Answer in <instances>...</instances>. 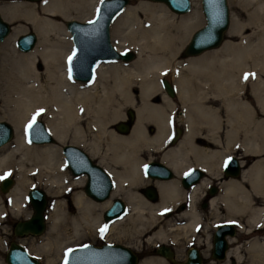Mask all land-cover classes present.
I'll return each instance as SVG.
<instances>
[{"label":"bare ground","instance_id":"1","mask_svg":"<svg viewBox=\"0 0 264 264\" xmlns=\"http://www.w3.org/2000/svg\"><path fill=\"white\" fill-rule=\"evenodd\" d=\"M14 1L7 3L2 9L4 18L7 21L19 18L28 20L36 32L33 31L37 40L31 49H20L23 52L17 50L16 37L18 34H25L26 28L14 25L7 34L9 36L1 41L5 40L3 44L6 57L10 65L17 67L18 74L14 76L10 69L7 84V99L14 100L15 103L14 115L11 116L13 120L17 118L13 123L15 136L12 142L0 145V173L15 174L16 183L6 190L10 189L6 200L0 194V227L5 213L16 217H24L29 213L26 186H43L53 196L54 203L49 208L48 229L44 232V239L42 243L35 245L34 250L48 255L44 264H51V254L63 250V245L70 239V230L73 234H81L103 226L104 222L100 217L102 213H97L96 210L109 207L113 201L111 197H120L118 194L121 193L122 186L128 183L126 187L129 190L124 194L128 211L108 222L107 229L121 227L126 220H131L132 224L128 225L131 227L134 225L135 215L136 220L143 215L147 217V233L151 232L152 237H157L160 242L177 240V243L183 236H190L204 220L195 207V194H190L189 207L179 211L181 221L162 224V219L158 218L161 211H165L184 195V191L179 188V176L168 180L155 179L152 182L160 197L157 206L146 201L137 191L131 190L138 187L137 179L142 178L141 149L157 150L167 142L172 131L170 124L175 121L171 120L170 113L178 106L183 108L185 133L181 140L161 154V163H167L179 175L188 164V155L191 153L192 156L194 153L198 160L203 156V160L214 167L215 162L211 165L208 158L217 157L220 151L202 150L203 148L194 144L193 139L197 130H202L201 123H208L210 141L216 146L221 143L218 113L222 112L223 116L226 114L230 129L223 132V135L230 138L228 146L229 141L234 139L233 133L236 135L238 130H242L245 138L241 144L242 150L247 155H258L259 161L252 163L249 168L247 163L244 164L242 168L247 169L242 171L239 178L231 177L223 181L220 192L210 201V210H216L223 204L224 209H227L228 220L234 219L231 217L233 212H243L251 227H258V224L264 226V203H260L264 201V123L254 116L256 105L264 114V0H232L235 11L230 14L226 33L233 40H224L215 50H208L210 53L203 52L198 56L183 54V45L190 38L191 30L200 22V0H191L190 10L174 11L175 13L163 1L136 0L134 5L125 6L117 14L116 29L113 32L117 48L112 43L110 34V42L118 51L127 48L136 51L135 60H100L96 64L94 79L88 82H81L69 74L67 57L73 43L64 23L52 16H60L64 21L73 16L83 17L80 21L88 20L94 15L98 0H39L38 4L28 0ZM38 11L51 17H41ZM99 28L96 25L87 32H95L97 35V32L101 33ZM95 46H99L97 53L106 57L111 55L108 44L101 47L99 42H95L93 47ZM78 51L80 49L76 48L75 52ZM38 63L42 64L43 71H40ZM76 69L81 70L80 66L74 65V70ZM167 73H173L172 81L177 94L172 96L161 80ZM248 81L256 101L254 106L242 96L244 84ZM100 85L101 90L98 89ZM15 93H20L23 99L15 96ZM170 96L176 97L178 106ZM109 101L113 104L116 102L118 108H112L107 116L108 111L104 109ZM121 103L135 107L137 114L127 132H120L115 124L118 134L108 128L118 121L116 119L124 117L122 109H119ZM215 105H219L220 112ZM40 109L44 111L36 118L44 116L47 124L45 127L52 134L53 142H33L26 135L27 123ZM89 112L93 113L92 122L99 129L97 135L105 133L108 150L107 155H102V160L107 162L106 170L115 181L110 195L99 202L92 201L83 190H79L82 181H75L69 176L65 158L58 157L59 149L53 144L55 141L65 142L71 138V130L74 132L72 141L82 143L85 138L81 118L84 113ZM149 124L154 127H149ZM198 124L200 125L196 130ZM100 139L96 138L90 143L91 152L100 151L101 145L97 141ZM232 164L230 160L226 167H232ZM156 167L151 166L154 169ZM93 180L96 183V179ZM97 180L101 181V178L97 176ZM68 194L71 199L69 206L65 207L63 199ZM70 208L74 209L73 213ZM234 236H227L228 243L233 242ZM248 250L255 264L263 262L264 245L259 240L251 241ZM230 256L240 260L239 249L228 247L227 257ZM141 264L167 262L163 258L153 257L144 259Z\"/></svg>","mask_w":264,"mask_h":264},{"label":"water","instance_id":"2","mask_svg":"<svg viewBox=\"0 0 264 264\" xmlns=\"http://www.w3.org/2000/svg\"><path fill=\"white\" fill-rule=\"evenodd\" d=\"M165 2L175 12H186L191 8V0H160ZM129 3V0H100L99 6L96 10L95 17L87 21H80L76 19H69L65 21L66 28L70 32L71 39L74 44V50L80 49L72 59L71 76L81 81H88L92 79L94 74V67L99 60L103 59H122L130 60L134 57V52L130 50L118 51L110 42V23L114 15L119 12L124 6ZM201 10L205 22L192 32L188 42L185 45L183 54L196 55L211 48L218 47L223 39L224 33L229 26L230 17L227 0H201ZM95 21V23H89ZM96 25H99L101 33L94 32L88 34L87 30H92ZM10 24L6 21L0 13V42L10 31ZM93 35V36H92ZM96 36L98 38H96ZM91 38V39H90ZM36 41V35L33 31H28L17 37L16 43L19 49L29 50L33 47ZM95 42L99 45L107 46L111 50V55L106 57L102 53H97L99 46H94ZM92 45V46H90ZM72 51V53H73ZM84 54V55H83ZM72 55V54H71ZM83 55V56H82ZM80 66L81 70H74V65ZM162 83L169 95L174 94V88L166 79H162ZM128 116L132 117L131 110L127 112ZM32 121V120H31ZM30 121V122H31ZM29 125V124H28ZM116 128L120 132H127L129 124L123 121L116 123ZM27 137L33 142H53L52 134L45 127V123L36 119V123L32 128L27 126ZM13 127L6 120H0V145L6 143L12 138ZM62 153L66 159L68 168L75 175L86 174L87 179L84 184L85 193L94 200H104L110 195L112 189V181L108 173L97 163L93 162L90 156L83 149L77 145L67 143L62 146ZM232 160L234 170L232 175L238 174V162L235 156L231 155L227 161ZM157 166L155 169L151 166ZM226 163L224 168L226 169ZM148 168H150L148 170ZM146 172L150 176L163 178L164 175L170 173V170L160 161H149L145 167ZM97 176L101 181L97 180ZM93 179H96V183ZM13 179L5 176L0 181V189L6 191L12 185ZM97 184V185H96ZM154 189V188H153ZM146 195L151 200H156L157 196L153 190H149ZM27 197L33 208L31 215L24 219H18L13 224V232L17 236H24L27 234L39 235L44 232L46 228L44 210L48 202L46 192L39 187H31L27 192ZM124 201L120 197L113 199L111 205L107 207L102 215L104 220L109 221L124 214ZM234 236L235 226L231 222L221 223L213 237V245L215 249L220 250L216 255L219 258L224 257V248L227 245L225 234ZM68 251L64 261L61 264H136L137 253L132 248L122 243L106 242L101 245L88 242L78 245ZM165 256L170 257L171 253L161 251ZM6 264H40L37 257L28 252V250L16 240H11L7 248L5 257ZM175 264H201L200 258L197 254H193L192 250L188 252V258L184 261L175 262Z\"/></svg>","mask_w":264,"mask_h":264},{"label":"rangeland","instance_id":"3","mask_svg":"<svg viewBox=\"0 0 264 264\" xmlns=\"http://www.w3.org/2000/svg\"><path fill=\"white\" fill-rule=\"evenodd\" d=\"M32 1H34V2H32ZM32 1L28 0V2H31V3H36V4L40 3L39 0H32ZM149 1L155 2V0H153V1L152 0H149ZM9 2H15V1L14 0H0V13H1V15H2L3 18H4V16H3L2 9ZM199 2H200V7H199L198 10L200 12L199 13L200 22H199V24L197 26H195L196 28L194 27L191 30L190 36L192 35V32L195 29H197L198 27H200L205 22V20H204L205 18L203 16L202 11H201V0ZM135 3H136V0H131V2L128 5H130V4L131 5H134ZM227 3H228V7H229V14H232V11L233 12L235 11V7L233 6L232 0H227ZM168 8L170 9V7H168ZM170 10L173 11L172 9H170ZM38 14L41 17H45V16L48 17L49 16V15L45 14L42 11H38ZM49 17H51V16H49ZM117 17H118V15L116 17H114L115 19H114L113 23L110 26L111 40H112V43L115 45L116 48H117V46H116V41L114 40V37H113V32L116 29V23H117L116 18ZM52 18L55 19V20H57V21H59V22L64 23V25H65V21L63 20L62 17H60V16H54L53 17L52 16ZM72 19L81 20V19H83V17H77V16L75 17V16H73ZM8 22H9L11 28H13L14 25L24 26L26 28L24 33H27L28 31H34V29L32 27V24L28 20H26L24 18H19V19H16L14 21H8ZM229 24H230V22H229ZM227 29H226V31H227ZM10 31H12V29H10ZM226 31L224 33V39H223V41L224 40L227 41V39L228 40L230 39L229 36L227 35ZM68 33H69V31H68ZM18 36H19V34L17 35V37ZM17 37H16V39H17ZM69 38H70V36H69ZM188 40L189 39L187 38V40L184 42L185 44L183 45V51H184L185 45H186V43H187ZM230 40H233V39H230ZM4 41L2 43H0V120H6V121H8L12 125V127L14 128L13 123H15V121H17L16 120L17 118H15L13 120L11 116L14 115L13 113H14L15 103H14V100L7 99V84H8L9 70L11 69L12 74L14 76H16L18 74V69L14 65H10L9 64V61H8V59L6 57V53H5V46L3 44ZM70 41H71V38H70ZM15 46H16L17 50L21 51L17 47V45H16V40H15ZM69 47H70V45H69ZM218 47H215V48H218ZM215 48L207 49V50L203 51L205 53H203V52L202 53L203 54L210 53V51H212V49L215 50ZM129 50H131V51H133V52L136 53V51L134 49H132V48H129ZM208 50H210V51H208ZM21 52H23V51H21ZM202 53H200V54H202ZM200 54H196V55H193V56H198ZM183 57H186V56L183 55ZM134 58H132L130 60H127V61L131 62V61H133ZM38 65H39V68L41 69L40 71H43L44 69H43L42 64L41 63H38ZM162 77H166V78L169 77L170 82H171V85L174 87L173 81H172V79H173V73H167L166 75H164ZM81 82H83V81H81ZM84 84H86V83H84ZM89 87H91V86H87V88H89ZM100 88H101V85H100V87H98V89H100ZM174 89H175V87H174ZM251 91H252V86L250 85V82L248 81V82H246L244 84V87H243V90H242V94H243L242 96H244V100L245 101L250 102L251 105L254 106V105H256V101L253 98ZM175 93L177 94L176 89H175ZM15 96L19 97L20 99H23L22 98V95L20 93H17V94L15 93ZM176 97H177V95H176ZM176 97H171V98L175 100L174 102L177 103V106H178L179 101L176 99ZM119 100L122 102V99H119ZM122 103H124V102H122ZM122 103L119 106V109H122V111L124 113L123 114L124 117L122 119H120V120L119 119H116L118 121L115 122L116 121L115 120L114 121L115 123H113V121H110V123L111 122L113 123V126L111 128H108L110 130L113 129L118 134H119V132L114 127L115 124L118 123V122H120V121H126V119H127V113H126V111H127L128 108L134 109V111H136L135 107H133V106L130 107V106H128V104H122ZM115 104H116V102H115ZM115 104H113L111 101L106 102V107H105L104 110L108 111V114H106L107 116H109L110 110L112 108L117 107ZM215 107H216V110H218V108H219V112H220L221 109H220L219 105H215ZM178 108H182V107H179L178 106ZM136 114H137V112H136ZM218 115L220 116V121H221V125H220V127H218V129L220 130L222 126L224 127V125H226L227 128H226L225 132H228V130L230 129L229 126L227 125V122H226L227 119H228V116L225 114L224 119H222L223 118L222 112L221 113H218ZM254 116L257 119H259V122L264 123V114L259 109V107L257 108V105H256V111L254 112ZM38 118L40 120H43L45 122L43 115H42V117H38ZM92 118H93V113H90V112L87 113V114L84 113L83 117L81 118V127L83 129L84 138H85V139H83L82 143H79V142L75 143V142L72 141V137L74 135V132L71 130L70 133H69V136L71 138H69L68 140H65V142L64 141L63 142L55 141L53 144L59 149V153L57 154L59 158L60 157H63L64 158V155L61 152V146L63 144H67V143H73V144L81 147V149H83L84 151H86L94 162H97V163L101 164L106 169L107 168V162L104 161V160H102V155H104V154L107 155L106 152L108 150L107 149L108 148V143H107V141H105V138H104L105 133L97 135L98 132H99L98 131L99 129H98V127H96L93 124V122H92L93 119ZM45 124H46V122H45ZM148 126L151 127V128L154 127L151 124H149ZM230 132L233 133L232 130H230ZM242 132H243L242 130L241 131L238 130L236 132L237 133L236 135L233 133V138L234 139H232V140L229 141V143H230L229 146H228V140L230 138L227 139L226 136L224 137L225 140H226L225 150L224 149H217L215 147V150L220 151L219 154H218V156H217V157H219V160H218L217 157H215L217 159L216 160V163H218V161H220V159L224 156V154L226 152L233 151L232 149L235 148L233 146V144H232L233 142H234V144L236 143V141H239L241 144L243 143V141H244L245 138L242 135L243 134ZM14 136H15V128L13 129L12 138L10 140H8L7 142L8 143L12 142L13 139H14ZM96 138L97 139L101 138L100 140H97V141H99V143L101 145V149H100L99 152H96V151H92L91 152V150H90V143L93 140H96ZM260 140H262V138ZM37 145H45V144H37ZM146 150L148 151V154H149L148 157H151L152 156V151L151 150H148V149H146ZM142 151H144L143 148L140 151L141 161H143V158H144L142 156L143 155L142 154ZM254 157H256V158L253 159V160H250L249 159L250 160V161H248V165L249 166L247 168H249L252 165V163H254L255 161H259V156L258 155L253 156V158ZM112 165H113V163H112ZM246 169L243 168L242 171H244ZM67 172H68L69 176L71 178H73V180H75V181H82L81 186L79 188V190L82 191L83 190L84 183H85V180H86V177L85 176L80 177L79 175L72 174L71 171L69 170L68 166H67ZM241 173H243V172H241ZM5 175H7L8 177H11L13 179V183H14L13 186H14L15 183H16V176H15V174H5L4 172L0 173V177H3ZM137 182H138V187L132 188L131 190L137 191L140 195H142V197L146 201H148V202L152 203L153 205L157 206V204H159L160 197L158 198V200L156 199V201H152L151 199H148L139 190V187L141 185L146 184V181L142 177L141 179H137ZM31 187H39V188L44 189V187L41 186V185H28L25 188L26 197H27V191ZM8 191L6 192V191H2L0 189V194L2 195V197L5 200H6V197H7L6 194L8 193ZM44 191L46 192L47 197H48V202H47V205H46V208H45V211H44L45 212L46 228L48 229L49 208L53 205L54 198L45 189H44ZM83 192H84V190H83ZM126 193L127 192H125V194ZM84 194L86 195V193H84ZM86 196L89 199H91L92 201H94V202H99L98 200H93L88 195H86ZM116 197H118V196H115L114 195L113 197H111V200L113 198H116ZM70 199H71V196L69 194L67 196H65V198L63 199L64 204H65V207H68L69 206L68 203H69ZM27 200H28V198H27ZM28 203H29V205H28V212L29 213L27 215H25L24 217L23 216H17L16 217V216H13L10 213H5V215H4V221L2 222L1 227H0V264H6V261H5L4 257H5V253H6V250L8 248L9 242L11 240L19 241L24 246H26V248L28 250H30V252L33 255H35L36 257H38L42 261V264H44V262L46 261V258H48V255H43V254L38 253V252H36L34 250L35 245H38V244L42 243V241L44 239V236H45V233L47 231L46 228H45L46 231L44 230L45 233L43 232V233H41L39 235L27 234V235H24V236H17L13 232V223L16 220H18V219H24V218L29 217L31 215V213L33 212V208L31 206L29 200H28ZM260 203H264V201H260ZM260 203H258V204H260ZM221 205H223V204H220L219 205V208L216 209V210H210V213L213 215L214 221L223 220V219H227L228 218L227 209H225V211H224L223 208L221 207ZM103 210L97 209L96 211H97V213H100L101 214L103 212ZM72 211L74 212V209L73 208H70V212H72ZM180 213L181 212H176V214H174L173 212L161 211V215L158 218L159 219H162V224H170V223H174V222H178V221H181L182 220V217H181V214ZM100 217H101L102 221L104 222V224H103L102 227H104L105 225L108 226V223H105V221H104V219L102 217V214L100 215ZM231 217H234V219H230L229 221L234 222L236 224V227L237 228H235V234H234L235 236L233 237L234 240H233V242L229 243V245H230L229 248L230 249L238 248L239 249V252H240V255H241V258H240V260H237L235 257L230 256V257L227 258L228 264H255V262L253 261V258L250 255V252H249L248 248L250 247V242L253 241V240H259L264 245V226L263 225L260 226L261 224L260 225L258 224V227L257 226L251 227V224H249V222L247 221L248 217L243 212L242 213H237V214L235 212H233V214H231ZM136 218H137V215H135V218H134L135 220L133 219V221H134L133 224L134 225L131 226V227L128 226V225H131L132 224L131 220H126V221H124L122 223V226L121 227H118L116 229L114 228L112 230L106 229L103 233H101V231H100V229L102 228L101 226H100V228L98 230H95V231H93V230L91 231L90 230L91 232L90 231H87V232L81 233V234H73L74 232L72 230H70V232H69V238L70 239L68 240V242L65 245H63V247H62L63 250H61L58 253L53 252L51 254V257L53 258V261L51 262V264H60L62 262V260H63V257L65 255V253L70 248H73V247H75L77 245H80V244H83V243H87V242H93V243H96L97 244V243H101V242H104V241H110V242H121V243H124L125 244L126 242H129V241L131 242L132 241L131 242V245H132L131 248L132 249L139 248V247H145V246H146V248L151 249V247H153V244L154 243L160 242V241L158 240L157 237H152L151 232L150 233H147V225H146V223H147V217L146 216H143L142 215V217H140V218H142L141 219L142 221L140 220V218H138L137 220H136ZM200 226H203V224H200ZM251 230H254V231L252 233H249V231H251ZM187 237H189V236H187ZM175 241H177V240H175ZM186 241H187V238L185 236H183L182 238H180V240L177 243L174 242L175 246H177V248H178V249L176 248V251L180 250L181 245H183L184 243H186ZM148 249H146V250H148ZM146 254H149V252L146 253ZM153 257H157V256L156 255H152V256L148 255V256H144L143 259L153 258ZM262 260L264 262V257H263ZM259 262L258 263L256 262V263L257 264H264L262 261L260 263ZM141 263H142V261L140 262V264ZM167 264H169V263L167 262ZM221 264H223V263L221 262Z\"/></svg>","mask_w":264,"mask_h":264},{"label":"flooded vegetation","instance_id":"4","mask_svg":"<svg viewBox=\"0 0 264 264\" xmlns=\"http://www.w3.org/2000/svg\"><path fill=\"white\" fill-rule=\"evenodd\" d=\"M128 110H131L132 117L130 118L127 114V119L125 122L129 124V128H130L132 126L134 120H135L136 111H134V109L128 108L126 113L128 112ZM171 114H172V116L170 117L171 120L175 119V121L173 120L171 122L172 125L170 124V126H172V131L170 132V134L168 136L169 139L167 138V142L161 148H159L157 150H155V149L152 150V156H153L152 158L148 157L149 154L145 148H144V151H142V154H143L142 156L144 158H143L142 165L140 168L141 169L140 175L146 181V184L141 185L139 187V190L146 197H148L146 195V193L149 190H153L156 193V196L158 198L159 193H158L157 189H155L154 184L152 182L155 179L168 180L170 178H174V176H179V179H180L179 180L180 182L178 183L179 188H181L182 191H184V193H183L184 195L179 199V201H176L173 205L166 208V210H167V212H173V213L179 212L182 209L186 210L189 207L190 194L193 193L196 196L195 207L198 209V211L202 214V216L204 218V220L202 222L203 226H198L194 230L195 232H192L189 237H186L187 238L186 243L181 245L180 250H178V251H176L177 246H175V244H174L175 241H171V242L165 241V243H163V241L156 242L153 244V247H151V249L146 248V246L134 248V250L137 253V263L136 264H140V262L144 260L143 257L148 256V255H150V256L156 255L158 258H164L163 260L168 262L169 264H175V262H180V261L186 260L188 258L189 250H192L193 254H197V256H199L201 264H221V262L223 264H228V262H227V258H228L227 257V249L230 246L228 243L229 241L227 242V245L224 248V257H222V258L217 257L216 255H218L220 253V250H217V251L213 250V248H214V245H213L214 233H215L218 225L223 223L226 219L214 221L213 215L210 213V201L214 196H216L220 192L221 184L223 183V181H226L231 177L239 178L240 174L243 170L242 167H244V164H246V163L248 164V161L255 159L256 157L253 158V156H255L256 154L251 153V154L247 155V153L242 150L241 143L239 141H236L235 144H234V142L232 143L233 145H235L234 146L235 148L232 149L233 151L226 152L224 154V156L220 159V161H218V163H216L217 159L214 156L208 158L211 162V165H214L213 161L215 162L214 167L209 166V164L206 163L205 160H203L204 159L203 156H201L202 159L198 160L195 157L194 153L192 156L190 155L191 154L190 153L188 155L189 159L187 160L188 164L183 168V170L181 171L182 173L180 172L179 175H176V173L174 172V169L170 165H168L165 162H162L170 170V173H168V174L166 173L164 175H169V176H165L163 178L150 176L144 171L145 164L150 160L151 161L152 160H158L161 162L162 161L161 154L165 150L169 149L170 146L175 145L184 136L185 125H184L183 119H182L183 118L182 117L183 116V109L182 108H176L173 110V112L170 113V115ZM178 116H180V117H178ZM222 119H224V116ZM210 124L212 126V123H210ZM199 125L200 124L197 125L196 130L198 129ZM207 125H208V123L207 124L201 123L202 130H200V129L197 130L196 134L194 135V139H193L194 144L198 147L200 146L201 148H203L202 150L207 149L208 151H211V150H215V147H217V149H224L225 150L226 140L224 138L225 134L223 135V132H225L227 126L221 127L220 133H222V136H221L222 142L216 146L213 141H210L211 138L209 137ZM231 155L235 156V158L239 164L237 175H232V172L234 170V164H232V167L227 166L226 169L224 168V162ZM217 158L219 160V157H217ZM216 165H217V167H216ZM215 168H217V171H219V173L215 170ZM206 169H208V170H206ZM185 176H186V179H184ZM125 184L121 188V190H122L121 193L118 194L120 197L122 196L123 200H124L125 192H127L129 190V188L126 187V186H128V183H125ZM114 187H115V181L113 180L112 191H113ZM192 190H193V192H192ZM187 199H188V201H187ZM152 201H156V200H152ZM124 202H125V200H124ZM125 204H127V203L125 202ZM221 207L225 211L224 205H221ZM227 236H228V234L226 233L225 237L227 238ZM131 242L129 241V242H126L125 244L132 246ZM146 249H148V250H146ZM163 249L165 251H169L171 253V256L168 257V256H165L164 254H162L161 251ZM148 252H149V254H146ZM177 252L181 253V254L178 256Z\"/></svg>","mask_w":264,"mask_h":264},{"label":"snow or ice","instance_id":"5","mask_svg":"<svg viewBox=\"0 0 264 264\" xmlns=\"http://www.w3.org/2000/svg\"><path fill=\"white\" fill-rule=\"evenodd\" d=\"M45 2H46V0H45ZM89 23H95V21H89ZM75 55H76V52L73 51L72 55L68 57V63H69V66H71L72 59H73V57H74ZM69 73H71V67H69ZM247 75H248V74H246L245 79H247ZM43 111H44L43 109H40V110H38V111L36 112V114H35V115L33 116V118H32V121H31V122L29 123V125H28V128H29V129L32 128V125L36 123V116H39ZM226 164H227V162H226ZM3 178H4V177H0V179H3ZM166 211H167V210H166ZM106 229H107V225H105L104 227H102V228L100 229L101 233H103ZM69 251H72V250L69 249ZM65 264H67V261L65 262Z\"/></svg>","mask_w":264,"mask_h":264}]
</instances>
